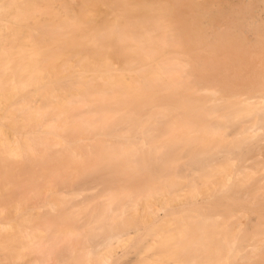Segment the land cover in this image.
Returning <instances> with one entry per match:
<instances>
[{"label":"bare ground","instance_id":"6f19581e","mask_svg":"<svg viewBox=\"0 0 264 264\" xmlns=\"http://www.w3.org/2000/svg\"><path fill=\"white\" fill-rule=\"evenodd\" d=\"M98 1L95 0L96 3ZM180 1L173 0L170 7L153 8L147 7L143 1L133 3L128 0H112L108 4L110 11L115 13L111 22L94 25L92 34L83 29L77 32L82 40L74 46L76 58L74 57L73 63L79 70L70 78H62L61 82L60 79L42 86L51 100L47 101L49 113L46 114H49L52 121L46 122L41 128H35L40 114L33 112L32 118L28 115L33 123L32 126V123H28L31 126L29 134H35L36 137H40L38 133L46 134L41 135L42 142H37L36 145L31 137L27 145L23 146H20L18 141L13 142V145H6L2 141L3 148L9 149V153L6 152L9 158L13 155L16 161L19 156V160H24L22 164L25 166H22L26 167L22 169L20 165L12 168L0 159L4 164L1 165L0 162V173L6 179L5 182L8 181L11 185V181L15 179V193L20 191L18 189L21 187L24 191L21 190V197L25 196L30 201L35 199V202L40 198L41 204L44 201L43 210L46 209L45 214L48 216L40 215L43 213L40 206L38 213L30 210L27 217H18L15 226H12V223L11 225L0 222V231L6 232L14 227L18 239L17 250L0 249V264H57L46 262L40 256L51 251L38 247L40 242H36V237L43 241V232L49 230L66 235L75 233L74 225L79 214L89 207L77 206L81 199L78 185H136L142 180L148 185L142 198L144 217L149 216L147 219L153 226L157 219L150 202H158L160 209L175 215L171 211L173 197L170 199L165 196L167 186L153 185H178L183 182L185 185H197V180H201L198 182L201 187H208L205 191L206 198L215 191L228 188L233 182L246 185L254 178L257 170L255 171L252 165L253 160L246 159L249 160L247 165H241L239 162L242 161L243 154L240 151L243 147L247 143H253L264 130V6L261 8L263 14H256L257 10H261L257 6L256 9L247 6L238 11H216L208 1L201 4L196 0H188L189 13L182 17L177 10ZM67 46L68 53L72 45L67 43ZM189 51L193 53L186 56L187 59L182 63L179 56ZM202 53L206 56L203 57ZM31 61L35 65L38 64L37 59ZM113 62L118 64L117 68L106 69L105 66ZM72 65L71 62L63 64L64 74L73 67ZM51 68L50 63L44 60L43 76L32 71L41 77H33L34 74H31L29 79L33 78L32 83L35 86L41 85L44 79L53 75ZM11 80L10 83L14 86V79ZM17 86L11 91H15ZM24 86L23 84L20 87ZM217 90L222 91L221 94H217ZM83 105H88L87 111L93 114L90 118L85 117L83 113H75ZM173 110L180 112L175 114ZM32 111L33 109H30L29 112ZM167 119H172L176 126L163 129L160 124ZM208 120L212 123L199 128L192 127ZM119 121H127L134 126L127 131H120L113 126L120 123ZM227 127L231 128L229 132L225 130ZM105 128L108 129L102 131ZM51 129L56 130L54 132H58L59 137L57 134L47 136L51 134ZM33 135L32 137H35ZM71 137L88 139L90 151L78 147ZM109 137L113 139L112 143L109 142ZM228 141H235L232 149L226 147ZM40 145H43L42 149ZM176 145L181 146V152L190 153L192 160L187 163L180 162V154L173 150ZM258 145L255 143V150H259ZM221 147L224 150L220 149ZM93 149L95 152L92 154ZM235 151L236 156L231 157ZM206 153H218L224 156V159L204 160L198 165L195 157L199 158ZM169 156H173V160H168ZM151 159H158V165L150 162ZM178 167L184 169L185 174L178 176L181 178L174 176ZM202 170L208 172L201 174ZM165 171L172 172L173 177L169 180L162 179ZM23 172L26 173L30 183L27 184L31 187L25 182L21 185L26 187L18 184L20 179L23 181ZM216 175L220 178L217 179ZM259 180V183L264 182V178ZM27 186L30 189L25 192ZM108 190L105 189L106 192L98 197V208L94 203L90 206L93 222L96 224L91 226L92 230H110L113 218L126 215L127 203L132 198L131 192L114 186L109 192ZM200 193L198 186H192L189 194L191 200L188 202L193 205ZM14 201L13 209L17 207V202ZM39 201L37 203L40 205ZM134 203L136 206L137 203ZM30 204L33 205L32 202ZM182 204L184 203L180 202V206ZM114 206L118 208L115 209ZM17 211L16 213H19ZM2 212L4 211L1 210L0 214ZM130 214L132 216L133 212L130 211ZM51 216L59 217L62 222L52 221ZM207 219L202 218L204 221ZM29 223H33V226H28ZM237 224L233 226V232L239 231L240 234L241 230L243 232L245 229L257 236L253 238L254 242L250 243L253 245L250 257L254 254L256 258L258 256L261 259L257 263H251L250 259L244 257L247 254L243 255L248 253L247 249L240 253L239 257L235 247L236 235L233 239L225 236V246L222 249L206 245V256L209 260L203 259L201 264H232L230 260L237 262L235 258L239 264H264V221H258L252 226L245 223V228L239 227L240 223ZM194 227L195 230L199 229ZM211 229L208 226V230ZM219 229L223 232L226 229L225 223H222ZM125 236V240H128L130 233H125ZM122 237L108 236L105 241H110V245L113 241L125 242ZM25 247L28 250L24 253L20 249ZM115 254L114 248L107 249L97 257L93 255L94 258L91 251L85 250L79 256H74V264H107L112 256L118 257ZM66 256L68 257V254ZM190 256L194 258L196 255Z\"/></svg>","mask_w":264,"mask_h":264},{"label":"rangeland","instance_id":"374dc122","mask_svg":"<svg viewBox=\"0 0 264 264\" xmlns=\"http://www.w3.org/2000/svg\"><path fill=\"white\" fill-rule=\"evenodd\" d=\"M128 1H131L133 3L143 1L142 3H145L147 7L150 6L153 8L170 7L171 3L173 2V0ZM187 1L188 0H181L180 5L177 6V10L181 13L182 17H186L188 15L187 13H189ZM196 1L201 4L208 1L209 5L212 6V9L216 11H238V9H245L247 8V6H253L254 9H256L257 7L261 9L264 6V0ZM110 2H112V0H99L97 3L95 2V0H0V159H2L3 162H6L8 166L16 168L18 166L20 167L21 165L22 169L26 168L23 167L25 165L22 164L24 160H19V156L16 157V161L13 155H11V157L9 158V154H6V152L9 153V149L7 150L5 147V150L3 148L4 146L2 145H4V143L6 145L12 143L11 145H13V142L15 143L17 141L20 146H23L25 144L27 145V141L30 137L33 139V141H35L36 145L37 142H42L41 138L43 137L41 135L44 136L46 134L38 133V136L40 135V137H36L35 134H29V130L33 125L32 119H29V117L32 118L34 113L40 114V119L37 122L38 124L35 126V128H41L46 122L52 121L49 114H46L49 113L47 101L51 100L48 95L45 94L42 86L43 84L45 85L47 83H53L55 81H59L60 79L61 80L59 82H61L63 81L62 78H70L79 70V67L77 68L74 65L75 63H73L74 59L76 58L74 56V46L82 40L78 36L77 32L79 33L80 30L83 29V31H85L86 33L92 34L94 30L92 27L94 25L99 26L102 23L104 24L108 21L111 22L115 13L111 12L110 8H108V4ZM258 13L263 14V10H257L256 14ZM67 43H70L72 45V49L68 53L66 52V49L68 47ZM191 53L193 52L189 51L188 53H182V55L179 56V60L184 63L187 59L186 56L191 55ZM202 56L204 57L206 56V54L202 53ZM33 59H37V65L33 64V62L31 61ZM44 60H47V62L50 63L53 75L49 79H44L41 85L35 86L32 83L33 78L29 79L31 78L29 76H31V74H34L32 75L33 77L43 76L42 66ZM67 62H71V64H73V67L64 74L63 64L65 65V63ZM17 64H19L20 66H17ZM117 65V63L113 62L112 64L106 65L105 67L106 69L108 68L110 70H114L117 68ZM32 71L35 73H39L41 76L35 75V73H32ZM13 75L15 76L14 78ZM11 79H14V86L13 83H10L12 81ZM8 80L9 83H7ZM19 83L22 86L24 84V88L20 87L21 85ZM18 84L19 86H17ZM15 86H17V89H15V91L14 89L13 91H11L13 87L15 88ZM221 92L222 91L217 90V94H221ZM30 109H33V111L29 112ZM88 109V105H83L78 110H76L75 113H83L85 117L90 118L93 114L89 113L87 111ZM202 111L204 112V110ZM173 112H175L176 114V112L179 113L180 111L173 110ZM41 114L45 116L43 117L41 116ZM119 122L120 123H116L113 126L117 127L120 131H127L132 126H134L127 121ZM28 123H32L31 126H29ZM210 123L212 122L208 120V122L200 123V125L191 126L194 128H199L200 126L209 125ZM160 126L164 129L174 127L176 126V124L172 122V119H167L163 120ZM107 129L108 128H105L102 131L105 132ZM225 130L229 132L231 128L227 127ZM54 131L56 130L51 129V134H48L47 136H51L52 134L58 133ZM32 135L35 137H32ZM57 136L59 137L58 134ZM260 136L255 139L253 143H247V145H245L240 151L243 156L242 161L240 160L239 163L241 165H247L249 160L246 159L250 158L253 160L252 165L253 167H255V171L257 170V172L254 174V178L251 179L250 182L246 185H237L235 184V182H233L231 185H229L228 188L222 189L221 191H215L214 193H212V195L206 198H204L206 195L205 191H207L208 187H201L202 185L199 184L201 180H197L199 182H197V185H185V182H183V184L178 185H153L156 187L167 186L165 196L166 198L170 199L171 197H173L174 200L172 202L171 211L175 213V215H171L168 212H165L164 210L160 209L158 202H150L152 203L150 206L155 209V219H157V222L153 224V226L149 223V219H147V217L149 218V216H147L146 218L144 217V201L142 198L143 192L148 185H146V183L142 180L138 181L136 185H132L129 183L125 185H78V192H80L79 195H83V197L79 196V198H83V201L81 202L80 199V204H76H78V207H83L87 205H89V207L87 209L85 208L84 211L79 214L77 218V220L79 221L76 220L74 225V227L76 228L74 234L71 233L72 235H66L58 233V231L55 232V230H49L48 232L44 231L43 235L41 234L43 236V241L40 240L41 238L38 239L37 236L36 242H40L37 246L40 248L43 247L45 249H48V251H51L45 254H40V256L44 258V261L49 263L55 262L57 264H74V256H79L85 250L91 251L92 257H97V255L103 254L105 251H107V249L110 250L114 248L116 253L115 255H118V257L112 256L107 264H201L203 259L209 260V258L206 256V245L222 249L225 246V243L223 241V238L225 236L229 239H233L237 235V237L235 238L236 254L238 253V256L240 257V253H244L248 250V253L243 254H247L244 257L248 260L250 259L251 263H257L259 259H261L260 257L257 256L256 258L254 254L252 257H250V255L253 253H250V250L253 246H251L250 243L254 242L253 238L257 236H253L251 231L247 232L245 229L243 232L241 230L242 233L240 232V234L239 231L233 232V226H235L237 223H240L241 226L239 224V227L245 228V223H248V225L251 224L252 226L258 221H264V182L259 183V179L264 178V130L262 131ZM109 138V142L112 143L113 139H111V137ZM71 139L76 141L78 147L81 146L83 149H85V151H90L89 149L91 148V146L89 145L90 142L88 139H85L83 137H71ZM2 141H4L3 144ZM255 143H257V145L259 144V150H255ZM57 144H59V142ZM234 145L235 141H231L226 147L228 149H232ZM40 146L39 147L42 149L43 145ZM60 146L61 144H59V147ZM7 147L9 148L10 146ZM59 147L57 148V152L60 151L61 147ZM180 147L181 146L176 145L173 149L177 150V154H180V162L187 163L189 162V160L191 161V154H185L184 152H181L179 150ZM41 149L40 151H42ZM220 149L223 148L221 147ZM55 150L56 148L53 150V152H55ZM92 152L94 153L95 149L91 150V153ZM236 154L237 151H235V153H233L231 157L236 156ZM223 157L221 156V154L219 155L218 153L212 155L206 153L202 154L199 158L195 157V161L198 165H201V161H211L213 159L215 161V159H224ZM173 158V156H169L168 160H173ZM10 159L13 160L11 161ZM13 162L15 165L12 164ZM150 162H152L154 165H158V159H151ZM1 165L4 164L2 163ZM1 165L0 168L2 169ZM182 167L177 168V171L175 172L174 176L182 177L185 174L184 169ZM1 169L0 172L2 173ZM203 172L207 173L208 170H202L201 174ZM1 173L0 192L2 194H0V211H4L0 214L1 223H12L13 225H11L15 226L18 217H20L21 215H25L27 217V214L30 210H33V212L36 211V213H38L37 211L39 210L40 206V210H43V207L45 208V206H43L45 202L43 201L44 203L42 202L41 204L42 200H40V198L37 199L38 201L40 200L39 205V203H37L38 201L35 202L36 200L33 199V197V201H30V199L27 200V197L25 198V196L21 197L22 192H24L21 187L18 189L20 191L16 192L17 195L20 194V199L17 200V198H19L15 193V191L17 190L13 188L16 185V180H12L11 185H9L8 183L10 182H5L6 179L4 178V176L1 175ZM163 173L164 174L162 179L164 180H169L173 177H171L172 172L170 171H165ZM23 174L24 176L22 175L21 177L23 181L20 179V182L18 184L21 185L25 182L26 185H28V177L26 176V173L23 172ZM196 174L198 175L199 173ZM216 176L217 179L220 178V176ZM25 179H27V181H25ZM28 186L27 190L24 189L25 192H28V190L30 189L29 187H31V185L29 187ZM39 186L42 185H38V187ZM113 186L119 189H124L126 192H131V201L127 203V207L130 209L126 208V215L115 217L111 220L110 230H92L91 226L94 227L96 226V224L93 222L94 219L90 206L93 205V203L96 206V204L98 203V197L103 194L105 189H109V192L110 188L113 189ZM192 186H198L201 191V193L196 198V202L193 205L188 202L191 200L189 194L192 189ZM9 188L11 194L8 193ZM5 189L6 191H4ZM25 194L26 193H24V195ZM1 195H3V197ZM4 195L5 198H8V200L4 198ZM86 199L88 200L86 201ZM14 200H16V202L18 203H16L17 207L15 209H13L15 207ZM5 201L7 203H5ZM10 201H12V203ZM134 201L135 203H137L136 206L133 205ZM31 202L33 205L30 204ZM180 202L184 204L180 206ZM26 204L27 206H25ZM35 204H38V206H36ZM132 205L134 208L130 207ZM183 206L185 207V209H183ZM96 207L98 208L99 206L97 205ZM114 207L115 209L118 208V206ZM9 210L10 212H8ZM45 210H43V213H40V215L48 216V214H45ZM16 211L19 213H16ZM130 211L133 212L132 216L130 214ZM133 215L135 216L133 217ZM46 216L44 217L46 218ZM6 217L8 218L6 219ZM204 217H206V219H211H207V221H204L202 220V218ZM51 218L53 219L52 221L55 220L54 222H62V220L59 219V217L57 216H51ZM130 218H133V220ZM82 223L84 225H82ZM222 223H225L226 226V229H224L223 232L221 231V229H219ZM28 226L32 227L33 223H29ZM194 226H197L199 229L195 230ZM208 226H210V229L211 227L213 229L208 230ZM1 231L0 249L4 248L8 250H17L18 239L15 235L14 227L9 229L10 232H5L4 230L2 232ZM125 233H130L128 240H125ZM41 235H39V237ZM113 235H122V239H124L125 242L113 241L110 245V241L106 242L105 239L108 238V236ZM54 241H56V243ZM41 243L44 245H42ZM73 247L75 248L74 250ZM184 249H188V251H185ZM20 250L22 252H26L28 249H26L25 247V249L21 248ZM71 250H73L74 252ZM242 250L243 252H241ZM184 251L185 253L182 254V252ZM67 254L68 257L66 256ZM190 255L196 256L192 258V256ZM196 257L198 258L195 259ZM253 257H255L256 259H254ZM235 260L237 262L232 259L230 260V263L233 264L234 261V264H239V261L236 258Z\"/></svg>","mask_w":264,"mask_h":264}]
</instances>
